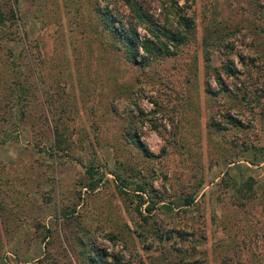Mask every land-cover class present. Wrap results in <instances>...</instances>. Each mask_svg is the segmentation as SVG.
Listing matches in <instances>:
<instances>
[{
	"label": "rangeland",
	"instance_id": "374dc122",
	"mask_svg": "<svg viewBox=\"0 0 264 264\" xmlns=\"http://www.w3.org/2000/svg\"><path fill=\"white\" fill-rule=\"evenodd\" d=\"M136 1L0 0V264H264V0Z\"/></svg>",
	"mask_w": 264,
	"mask_h": 264
},
{
	"label": "trees",
	"instance_id": "16d2710c",
	"mask_svg": "<svg viewBox=\"0 0 264 264\" xmlns=\"http://www.w3.org/2000/svg\"><path fill=\"white\" fill-rule=\"evenodd\" d=\"M124 1L128 5L129 12L134 14L137 22L134 23L132 19L133 22L131 21V23L125 25L116 14L118 11L110 12L107 10L103 16V24L106 26L108 22L110 23L113 36L126 48L129 57L133 61H136V57H141L139 62H143L153 57L170 55L172 54L170 44L177 46L188 40L190 28L193 26V19L183 13V6L170 5L171 11L168 12L171 17L166 18L164 24H158L152 15L144 10L136 0ZM137 24L146 27L149 36H144L140 40L136 29ZM140 50H142V54L139 53Z\"/></svg>",
	"mask_w": 264,
	"mask_h": 264
}]
</instances>
